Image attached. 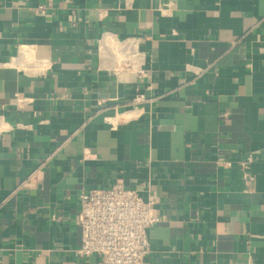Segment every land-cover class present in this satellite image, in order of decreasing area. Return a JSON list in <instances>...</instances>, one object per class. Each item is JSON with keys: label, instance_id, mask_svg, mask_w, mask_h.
<instances>
[{"label": "crops", "instance_id": "0c3cea01", "mask_svg": "<svg viewBox=\"0 0 264 264\" xmlns=\"http://www.w3.org/2000/svg\"><path fill=\"white\" fill-rule=\"evenodd\" d=\"M119 181L144 264H264V0H0V264H98L80 195Z\"/></svg>", "mask_w": 264, "mask_h": 264}, {"label": "built area", "instance_id": "2783aa9c", "mask_svg": "<svg viewBox=\"0 0 264 264\" xmlns=\"http://www.w3.org/2000/svg\"><path fill=\"white\" fill-rule=\"evenodd\" d=\"M137 100H143V95ZM252 161L249 156L239 162L245 179H253L249 171ZM80 204V256H97L98 264H144L151 250L148 231L162 220L156 197L146 199L138 189L119 181L81 193Z\"/></svg>", "mask_w": 264, "mask_h": 264}]
</instances>
